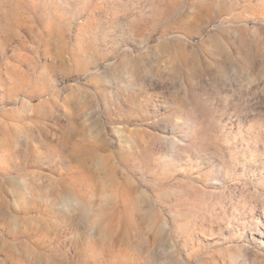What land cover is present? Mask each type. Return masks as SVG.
Segmentation results:
<instances>
[{"label": "rangeland", "instance_id": "1", "mask_svg": "<svg viewBox=\"0 0 264 264\" xmlns=\"http://www.w3.org/2000/svg\"><path fill=\"white\" fill-rule=\"evenodd\" d=\"M0 264H264V0H0Z\"/></svg>", "mask_w": 264, "mask_h": 264}]
</instances>
